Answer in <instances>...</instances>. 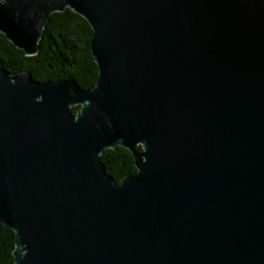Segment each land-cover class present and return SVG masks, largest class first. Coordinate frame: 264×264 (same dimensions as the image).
<instances>
[{
    "label": "water",
    "instance_id": "obj_1",
    "mask_svg": "<svg viewBox=\"0 0 264 264\" xmlns=\"http://www.w3.org/2000/svg\"><path fill=\"white\" fill-rule=\"evenodd\" d=\"M67 9L93 88L0 67L14 264H264V0H0V34L36 56Z\"/></svg>",
    "mask_w": 264,
    "mask_h": 264
},
{
    "label": "trees",
    "instance_id": "obj_2",
    "mask_svg": "<svg viewBox=\"0 0 264 264\" xmlns=\"http://www.w3.org/2000/svg\"><path fill=\"white\" fill-rule=\"evenodd\" d=\"M92 29L88 22L70 9L50 17L41 41L40 52L27 57L0 34V67L11 74L31 72L36 81L72 80L81 88H93L98 68L90 50ZM79 107L72 109L76 115ZM107 173L116 182L137 172L133 156L123 147L108 149L101 155ZM14 233L0 224V264H14Z\"/></svg>",
    "mask_w": 264,
    "mask_h": 264
}]
</instances>
